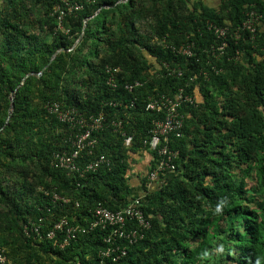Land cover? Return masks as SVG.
<instances>
[{
    "label": "trees",
    "instance_id": "trees-1",
    "mask_svg": "<svg viewBox=\"0 0 264 264\" xmlns=\"http://www.w3.org/2000/svg\"><path fill=\"white\" fill-rule=\"evenodd\" d=\"M119 1L84 4L64 21L67 35L55 32L50 15L60 0L0 3V249L6 264H264V29L254 41L230 43L219 60L206 51L215 44L208 23L236 26L245 6L260 12L264 0H220L216 9L188 0ZM97 18L99 25L92 24ZM144 20L149 33L165 36L168 45L193 43L194 56L151 45L136 27ZM235 48L241 63L232 60ZM164 61L183 68V76L159 72L149 78L151 63ZM106 66L122 69L113 91L104 84ZM210 66L221 71L215 75ZM200 71L209 73L208 81ZM193 75L199 104L189 110L182 137L171 143L179 153L176 174L146 192L142 210L150 229L143 238L121 243L126 255L103 263L105 231L81 235L63 248L57 246L62 233L47 239L62 218L85 226L98 204L115 211L132 199L129 158L144 149L155 119L145 100L157 92L172 94ZM135 80L144 87L126 92L124 83ZM106 101L124 103L104 108L105 125L121 118L129 148L106 127L97 135L96 153L110 159L109 168L80 179L50 167L54 152L68 150L71 132L43 106L55 102L95 115ZM145 182L142 177L143 191ZM54 194L67 203L53 204ZM29 221L39 225V234H23Z\"/></svg>",
    "mask_w": 264,
    "mask_h": 264
},
{
    "label": "built area",
    "instance_id": "built-area-1",
    "mask_svg": "<svg viewBox=\"0 0 264 264\" xmlns=\"http://www.w3.org/2000/svg\"><path fill=\"white\" fill-rule=\"evenodd\" d=\"M94 1L96 0H60L52 8L50 14L56 21L55 32L59 31L67 35L69 30L64 27V21L82 11L84 4H91ZM119 2L125 3L126 0ZM101 8H107V6L104 5ZM244 9L245 18L236 26H217L208 23L207 30L215 37V44L206 48V51L216 60L225 55V49L230 43L238 45L246 37L250 42L254 41L258 34L263 31L264 9L258 12L253 10L252 5L245 6ZM150 38L151 45L154 44L169 49L175 56L186 59L194 56L195 47L193 43H185L175 47L165 43V36L158 38L151 35ZM70 51H72V48ZM233 54L232 60L241 63L240 50L235 48ZM210 70L215 75L221 71L214 66H210ZM183 71V68L177 64H170L165 61L152 62L151 68L148 70V76L151 78L161 72V75L166 77L181 78ZM104 73L107 75L104 80L105 87L110 91L115 90L117 88V78L122 74V69L106 66ZM198 76L204 81H208L210 78L207 71H200ZM197 79V76H190L185 80L184 85L172 94L157 92L147 96L145 100V111L155 115V119L151 120L148 136L142 141L143 150L151 154V161L154 163L152 167L149 166L145 174L146 187L158 182L161 184L177 171L175 162L179 153L171 148V143L173 140L182 137L185 120L189 117V110L195 109L199 104ZM144 84V81L139 80L125 82L123 89L128 93H134L142 89ZM191 86L193 87L190 88ZM134 101L135 99L128 104L129 108H133ZM101 106V111L95 115H83L73 107L63 108L55 102H48L43 106L49 115L54 116L60 124L66 125L71 132L66 140L69 145L68 150L54 152L50 167L64 170L80 179H84L88 173L95 172L99 168H109L111 166L110 159L104 154L96 153L97 135L106 127L111 128L114 133L123 137L124 146L129 148L131 137H128L125 133L121 118L115 116L105 125L106 114L104 108H118L124 106V103L122 101H106ZM145 195L146 193L133 197L125 206L115 211L98 204L89 212L91 220L85 226L70 225L65 218H62L46 233V237L52 240L58 232L62 233V240L58 245L56 241L54 244L59 248H63L76 241L81 235H87L94 230L105 231L107 235L103 238V243L106 248L99 253L101 263L104 260L117 262L126 255L125 248L121 247L120 244H134L137 240L142 239L144 233L150 229L149 215L146 216L142 210ZM58 202L65 204L67 200L54 194L52 203L57 204ZM39 230V225L30 221L22 227L23 234L26 237L39 234ZM4 253V250L0 249V264H6Z\"/></svg>",
    "mask_w": 264,
    "mask_h": 264
},
{
    "label": "crops",
    "instance_id": "crops-1",
    "mask_svg": "<svg viewBox=\"0 0 264 264\" xmlns=\"http://www.w3.org/2000/svg\"><path fill=\"white\" fill-rule=\"evenodd\" d=\"M199 2L207 8L216 9L220 3V0H188L189 4H195ZM151 159V154L143 149H140L136 153H131L129 158L130 169L128 173V181L131 187L134 189L133 197L141 196L146 192H151L155 190L157 185L160 184V182H158L147 187L145 186V191H143L141 187V179L142 177H145V174L147 173L152 162Z\"/></svg>",
    "mask_w": 264,
    "mask_h": 264
},
{
    "label": "rangeland",
    "instance_id": "rangeland-1",
    "mask_svg": "<svg viewBox=\"0 0 264 264\" xmlns=\"http://www.w3.org/2000/svg\"><path fill=\"white\" fill-rule=\"evenodd\" d=\"M1 2H2V0H0V3H1ZM98 11H99V10H98ZM98 11H96V12L93 14V16H91L90 18L86 19L85 22H86V21H90L94 16H96L97 13H98ZM32 18H33V17L31 16V19H32ZM99 21H100V19L97 18V20H95V22H93L92 24H94V25H99ZM147 23H148V22H146V21L144 20V22H141V23H139V24H136V27L140 29V32H141L142 36L150 37V36H151V33H149V27L146 25ZM108 25H110V24H108ZM71 48L73 49V47H71ZM71 48H70V49H71ZM70 49H68L67 52H69ZM146 57H147V55H146ZM147 59L150 60V61L152 60V59H149L148 57H147Z\"/></svg>",
    "mask_w": 264,
    "mask_h": 264
},
{
    "label": "water",
    "instance_id": "water-1",
    "mask_svg": "<svg viewBox=\"0 0 264 264\" xmlns=\"http://www.w3.org/2000/svg\"><path fill=\"white\" fill-rule=\"evenodd\" d=\"M83 27H84V25H83ZM80 37H81V36H80ZM61 51H64V49H61ZM54 55H55V54H54ZM11 110H12V106L10 107L9 115H8V118H7L6 122H5V124H7V122H8V119H9V117H10V113H11Z\"/></svg>",
    "mask_w": 264,
    "mask_h": 264
},
{
    "label": "clouds",
    "instance_id": "clouds-1",
    "mask_svg": "<svg viewBox=\"0 0 264 264\" xmlns=\"http://www.w3.org/2000/svg\"><path fill=\"white\" fill-rule=\"evenodd\" d=\"M177 172V171H176ZM176 174V173H175Z\"/></svg>",
    "mask_w": 264,
    "mask_h": 264
}]
</instances>
